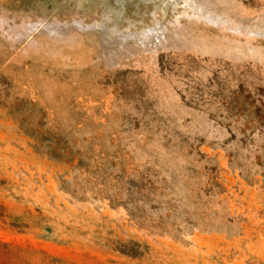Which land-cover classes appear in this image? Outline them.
<instances>
[{"label":"rangeland","instance_id":"obj_1","mask_svg":"<svg viewBox=\"0 0 264 264\" xmlns=\"http://www.w3.org/2000/svg\"><path fill=\"white\" fill-rule=\"evenodd\" d=\"M0 264H264V0H0Z\"/></svg>","mask_w":264,"mask_h":264}]
</instances>
